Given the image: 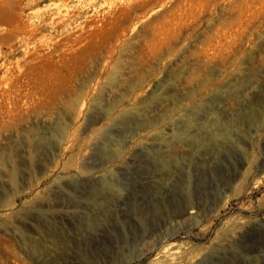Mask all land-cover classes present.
<instances>
[{"label":"rangeland","instance_id":"1","mask_svg":"<svg viewBox=\"0 0 264 264\" xmlns=\"http://www.w3.org/2000/svg\"><path fill=\"white\" fill-rule=\"evenodd\" d=\"M0 264H264V0H0Z\"/></svg>","mask_w":264,"mask_h":264}]
</instances>
